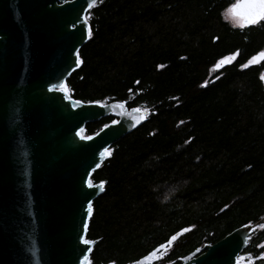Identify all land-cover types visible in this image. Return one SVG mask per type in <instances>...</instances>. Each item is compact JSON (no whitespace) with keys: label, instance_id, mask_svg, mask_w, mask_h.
Here are the masks:
<instances>
[{"label":"trees","instance_id":"16d2710c","mask_svg":"<svg viewBox=\"0 0 264 264\" xmlns=\"http://www.w3.org/2000/svg\"><path fill=\"white\" fill-rule=\"evenodd\" d=\"M233 2L99 0L87 12L92 32L66 80L71 96L148 112L92 174L105 182L87 231L92 264L136 261L180 232L163 256L170 249L164 262L182 264L248 223L259 226L241 254L264 264L263 68L241 67L264 48V24L234 27ZM113 120L88 123L86 134Z\"/></svg>","mask_w":264,"mask_h":264},{"label":"water","instance_id":"95a60500","mask_svg":"<svg viewBox=\"0 0 264 264\" xmlns=\"http://www.w3.org/2000/svg\"><path fill=\"white\" fill-rule=\"evenodd\" d=\"M88 11L87 0H0V264H80L82 249L92 264L97 240L87 237L82 221L89 226L93 213V207L85 212L87 200L93 203L105 191V182L101 190L92 174L113 144L147 120L146 110L122 101L71 96L66 80L83 63L79 50L90 39ZM52 85L57 87L50 91ZM107 116L117 123L83 135L88 123ZM256 227L239 226L182 264H240ZM81 234L89 245L80 243ZM182 234L126 264L155 263Z\"/></svg>","mask_w":264,"mask_h":264},{"label":"snow or ice","instance_id":"6c2138e0","mask_svg":"<svg viewBox=\"0 0 264 264\" xmlns=\"http://www.w3.org/2000/svg\"><path fill=\"white\" fill-rule=\"evenodd\" d=\"M95 0H87V4H88V8L91 9L94 6ZM243 9L242 11H240V9ZM229 13L231 14L233 21L235 24H238V26L243 29L247 26H255V25H260V24H264V0H244V3L241 4H235L232 5L229 8ZM76 25L73 24L72 27H75ZM88 36H91V30H88ZM239 54V50H237L236 53H233L229 56H224L222 57L216 64L217 68L222 67L223 65L230 63L231 59L235 56ZM257 59H259L260 61L264 62V50L259 51L258 53H256L254 56L250 57L249 60L246 62L245 65H241V67H247L250 66L252 64V62L256 61ZM73 63L75 65H79L81 63L80 57L77 54L75 56V59L73 61ZM264 79V78H262ZM206 86V85H205ZM57 87V85H52L51 88L49 89L50 91L55 89ZM59 90L61 92H65V86L63 81L60 82L59 85ZM65 99H67V95L65 94ZM117 121L113 120L112 124H116ZM107 127V125L105 126ZM77 135L79 136V132H77ZM83 139V137H82ZM109 150L107 148L104 149V151L100 152L101 156H104L106 152H108ZM96 167H100L99 164H96ZM87 187L89 188H93L94 185L91 183H87ZM100 188L101 190L103 189V182H101L100 184ZM92 200L88 199L87 200V207L85 209L86 214H90L92 212ZM227 207V206H225ZM82 225H83V229L87 230L88 228V222L87 220L82 221ZM261 227H264V225H261ZM190 229H184L183 231H188ZM176 237L173 236L171 239H175ZM79 241L81 244L87 246L91 243V241H89L88 239L85 238V235L81 234L78 237ZM163 246V245H162ZM82 255L80 258V264H86V260L84 259V252L83 249L81 250ZM261 258H264V253L261 254Z\"/></svg>","mask_w":264,"mask_h":264},{"label":"rangeland","instance_id":"374dc122","mask_svg":"<svg viewBox=\"0 0 264 264\" xmlns=\"http://www.w3.org/2000/svg\"><path fill=\"white\" fill-rule=\"evenodd\" d=\"M259 226V225H258ZM257 226V227H258ZM170 250V249H169ZM169 250L166 252V254L161 256L157 262L158 264H169L168 262H164V259L167 258V255L169 253ZM264 253V252H263ZM238 262L240 264H253L254 258L250 254H240L238 257Z\"/></svg>","mask_w":264,"mask_h":264},{"label":"flooded vegetation","instance_id":"af4514ba","mask_svg":"<svg viewBox=\"0 0 264 264\" xmlns=\"http://www.w3.org/2000/svg\"><path fill=\"white\" fill-rule=\"evenodd\" d=\"M239 0H234V2L232 3V4H230V6H229V8L232 6V5H234L236 2H238ZM229 8L226 10V18L230 21V23H232V25L234 26V27H236V28H240L239 26H238V24H235L234 23V21H233V18H232V16H231V14L229 13ZM261 25H263V24H260V25H255V26H247V27H245V28H243V29H246V28H251V29H254L255 27H258V26H261ZM262 50H264V48L262 49ZM255 55V54H254ZM253 55V56H254ZM236 56V55H235ZM252 64H256V65H259V66H261L263 69H262V77H263V75H264V62H262V61H260V62H258V63H252ZM264 80V79H263Z\"/></svg>","mask_w":264,"mask_h":264},{"label":"built area","instance_id":"2783aa9c","mask_svg":"<svg viewBox=\"0 0 264 264\" xmlns=\"http://www.w3.org/2000/svg\"><path fill=\"white\" fill-rule=\"evenodd\" d=\"M86 134V130L84 131V134L83 135H85Z\"/></svg>","mask_w":264,"mask_h":264}]
</instances>
